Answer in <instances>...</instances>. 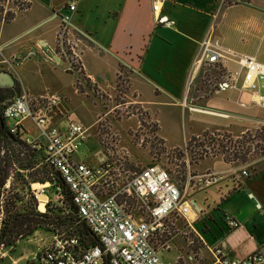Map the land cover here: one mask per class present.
Wrapping results in <instances>:
<instances>
[{
    "label": "rangeland",
    "instance_id": "1",
    "mask_svg": "<svg viewBox=\"0 0 264 264\" xmlns=\"http://www.w3.org/2000/svg\"><path fill=\"white\" fill-rule=\"evenodd\" d=\"M249 2L264 5V0H249ZM238 3L243 2L241 0H218L217 6L213 10L216 14L214 34L222 42L230 43L235 45L237 49L243 50L257 41L258 36L253 32L241 35L239 30L234 29L235 17L240 14L239 12L246 9ZM28 5L29 0H0L2 14H15L11 20L0 23V42L3 43L0 52V69L7 70L14 76L13 88L9 90L13 94L22 90L27 91L32 97L57 93L59 99L52 111L48 113L50 118L54 116L57 118L59 114L63 115L65 121H78L89 126V137L75 149L74 156L77 159L84 160L91 165H97L103 159H108L112 171L114 173L121 171V177L145 165L159 163L165 166L180 184H183L187 171H189L195 178L191 180L192 186L187 190L186 197L188 199L196 197L199 200L195 196V192L199 191L207 198L206 202L212 205L214 204L212 199L216 197V193L211 190L209 185H201L199 189H195L198 184L196 176L213 170L212 168L218 165L221 159L227 165L234 164L228 162V157L221 155L222 152L219 149L221 146L218 145V142H221L222 139L225 147H230L229 151L233 146L236 148V143L241 144L244 160L255 159L264 153V123H259L256 128L246 130L242 137L235 140L234 137H231V143L226 142L224 136L234 134L226 131H211L212 133L207 131L195 135V140L186 149L188 139L184 143L185 136L189 135L191 130L201 129V126L207 124L205 123L207 119L205 115L190 114L186 107L175 109L171 119L165 123L162 130L166 136L165 142L157 131V123L142 105L140 98L136 97L135 94H128L130 69L121 65L112 85L110 83L105 89L97 86L96 83L84 76L85 74L74 52L79 47H76L78 45L72 41V35L68 32L70 27L67 23L61 22L54 43H52L54 32L49 28L53 20H47L39 26H33L25 31L29 25V15L34 12V9L25 11ZM54 17L57 16L54 15ZM219 19H222V22L217 29ZM41 31H43L49 44L52 43L51 46L59 58L58 61L53 56L51 57L50 54L54 55L53 51L47 47H41L42 45L35 42V38L39 36ZM32 41L34 45L29 50L25 48L24 45ZM89 62L92 63L93 68H99L100 63L98 65L93 60ZM100 68H108L110 71L106 60L102 62ZM198 75L203 84L212 87L217 86L216 81L220 78L215 70H200ZM260 91L264 92V87H261ZM24 123L31 131L29 134H37L38 131L34 124L29 120H25ZM251 134H255V137L249 136ZM210 137L213 141L210 140ZM251 140L256 148L250 153ZM229 154L230 152L227 155ZM260 164L258 163V167H261ZM18 166L22 170L19 174L20 177L22 174L28 176V179L24 176L19 177L16 184L18 195L21 198V201L19 200L17 203L18 210L25 212L30 210V206L28 208L26 206L31 198L36 202L37 211L47 212L48 209L52 208L57 210V206L61 205L59 203L62 195L57 193L55 187L50 184L47 191L38 193V199H36L31 192L28 181L39 180H33L32 170L24 172L26 164L18 163ZM42 167L41 165L39 168L42 169ZM41 174L42 172H36L37 177L42 176ZM8 180L10 184L4 187L2 200L5 199V195L7 197L11 194L10 190L15 185L12 183V179L9 178ZM47 199L49 201L43 208V202ZM2 205L0 217L3 221L7 210L4 201ZM131 207L132 212L136 214L138 210L135 202L131 203ZM214 218L217 220H212L215 226V222L216 225L219 223L220 217L215 216ZM209 221L205 212H198L195 219L190 220V224L185 219L179 218L176 221V226L170 232L163 234L155 241L156 246L160 248L161 257L171 264H210L209 247L199 237V234L210 231V227L207 226ZM213 224L212 227H214ZM27 229L28 226L22 228V235H17L12 244L4 246V250L8 251L1 264H11L12 260L19 264L24 263L37 250V247L53 239L54 234L65 230L69 231L64 226L50 230L47 225L43 224H39L28 233L25 232ZM207 235L209 236V234ZM215 235L213 233L211 237ZM10 245H13L11 249L8 248Z\"/></svg>",
    "mask_w": 264,
    "mask_h": 264
},
{
    "label": "crops",
    "instance_id": "2",
    "mask_svg": "<svg viewBox=\"0 0 264 264\" xmlns=\"http://www.w3.org/2000/svg\"><path fill=\"white\" fill-rule=\"evenodd\" d=\"M72 1L75 2L74 9L69 8ZM154 1L29 0L25 11L34 9V12L29 15L30 21L25 31L53 20L49 28L54 32V43L61 22L67 23L72 41L79 47L74 52L84 76L101 88L105 89L110 83L112 85L121 65L128 67V94L140 98L157 123V131L165 142L166 136L162 132L164 125L171 119L173 111L181 107H186L190 114L199 113L207 118V124L201 129L191 130L185 136L184 143L191 135L205 131H226L238 135L264 123V102L253 101L250 92L226 85L221 88L218 85L207 86L201 82L198 74L188 85L193 57L218 0H157L161 14L175 20V25L171 27L156 21L157 12L152 9ZM238 4L246 9L235 17L234 29L239 30L241 35L253 32L258 40L243 50L220 39L221 44L227 51L254 55L261 60L264 58V5L255 2ZM57 13L61 16L54 17ZM221 22L222 19H219L217 29ZM35 42L54 52L52 43L49 44L43 31ZM1 44L0 52L3 48ZM33 45L32 41L24 46L29 50ZM92 60L98 65L100 63L99 68L92 67L89 62ZM104 60L108 62L110 71L100 68ZM224 61L228 70L233 73L238 71L236 58L228 56ZM52 121L60 125L66 122L59 114L57 118L52 117ZM228 166L221 159L218 165L211 168L224 170ZM258 169L257 174L241 179L237 187H233L234 181L227 178L207 184L216 193L212 205L199 191L195 192L199 200L191 198L196 201L200 213H206L210 220L207 226L216 234L213 237L210 231L199 234L209 250L221 243L238 257L255 250L264 253V169ZM226 215L232 216L237 225L228 227ZM215 216L220 219L214 226L212 220L217 221Z\"/></svg>",
    "mask_w": 264,
    "mask_h": 264
},
{
    "label": "built area",
    "instance_id": "3",
    "mask_svg": "<svg viewBox=\"0 0 264 264\" xmlns=\"http://www.w3.org/2000/svg\"><path fill=\"white\" fill-rule=\"evenodd\" d=\"M74 7L75 2H70L69 8ZM160 8L159 2L155 0L152 9L157 12L156 21L168 27L174 26L175 20L162 15ZM215 18L216 14L212 12L210 24L199 40L191 63L188 85L192 84L200 70H215L220 77L217 83L219 88L226 85L248 91L253 95V101L263 103L264 92L258 88L264 87V58L259 60L254 55L227 51L214 34ZM52 56L58 58L55 53ZM228 56L237 59L239 69L235 73L226 68L224 59ZM58 99L57 93L32 97L22 90L5 103L2 114L9 130L21 134L27 146L36 153L34 162L27 158L24 172L41 165L59 171L68 187L73 213L85 221L96 235L98 243L83 247L75 233L65 230L54 234L53 239L37 247L32 256L21 264H102L104 259L107 264H171L161 257L160 248L156 246L155 241L170 232L179 218L190 224V220L195 219L200 212L191 199L186 197L194 175L187 171L185 181L180 184L165 166L151 163L121 177V171H112L108 159H103L97 165L76 159L75 149L89 137V126L73 120L66 121L63 125L53 122L48 113L52 111ZM25 120L34 124L37 134H29L31 131L26 127ZM243 133L246 131L224 138L226 142L231 143V137L235 140L242 137ZM249 136L255 137V134ZM224 144L223 142L219 148L221 155L228 157V162L234 164L224 170H210L198 174L196 187L215 184L225 178L233 180V187H237L241 179L259 172L258 163H261V168L264 169V153L255 159L241 160L238 156L239 152H243L241 144L236 143V148L233 146L232 151ZM255 148L251 140L249 152ZM20 172L22 170L17 160H12L1 185L0 207L3 206L1 196L4 187L10 184L9 178L15 183L10 192H18L15 179ZM22 176L28 179L27 174ZM36 182L42 185L34 187ZM28 183L36 199L38 193H44L50 186L49 180ZM54 187L57 193L62 195L61 187ZM48 201L49 199L43 202V208ZM132 202L137 205L136 214L132 212ZM68 210L72 211V208L68 206L66 211ZM225 221L230 228L237 225L232 216L226 215ZM1 224L0 217V227ZM4 246L0 241V264L8 251L4 250ZM12 247L13 245H10L8 248ZM210 253V264H264V253L259 250L238 257L232 255L228 247L217 243L210 248ZM11 264L19 263L12 260Z\"/></svg>",
    "mask_w": 264,
    "mask_h": 264
},
{
    "label": "trees",
    "instance_id": "4",
    "mask_svg": "<svg viewBox=\"0 0 264 264\" xmlns=\"http://www.w3.org/2000/svg\"><path fill=\"white\" fill-rule=\"evenodd\" d=\"M1 9L2 8L0 7V21L7 22L15 16L14 13L2 14ZM12 88L13 86L0 85V186L5 181V178L8 174V168L12 160H17V162L21 165H25L26 162L28 163L27 158H30V161L33 162L36 160V153L27 146L28 144L21 138V134L12 133L9 130L2 114V109L5 105V102L14 96V94L9 91ZM206 132L207 131L203 133ZM194 140L195 135H191L188 138L185 148L188 149L189 145L192 144ZM210 140L213 141L211 137ZM218 145L222 146L223 143L219 141ZM238 156L241 158V160H243L244 152H239ZM32 172L33 180H39L41 182L49 180L50 184L53 186L58 185L61 187L62 199L59 203L61 205L57 206V210L52 208L48 209L47 212L37 211L35 208L36 202L33 198H31L29 203H27L28 205L26 206V208L30 206V210L25 212L18 210L17 203L19 200L21 201L18 192L11 193L7 195V197L5 195L4 205L5 209L7 210V214L5 215L2 221L3 224L0 227V241L7 246L16 240L17 235H22V228L28 226L27 231H25L28 233L39 226V224H43L47 225L50 230L63 226L64 228H68L67 230L75 233L78 236L79 243L83 247L97 244L98 239L96 235L91 231L85 221L79 219L76 214L73 213V205L69 201V190L59 171L53 169V167L43 166L42 169L39 167H34ZM36 172H42V176L37 177ZM49 172L51 175H48ZM19 177L20 175L18 174L15 179L16 183H18ZM20 178H22V176ZM68 206L72 208V211H66ZM102 264H107L105 259L103 260Z\"/></svg>",
    "mask_w": 264,
    "mask_h": 264
},
{
    "label": "water",
    "instance_id": "5",
    "mask_svg": "<svg viewBox=\"0 0 264 264\" xmlns=\"http://www.w3.org/2000/svg\"><path fill=\"white\" fill-rule=\"evenodd\" d=\"M244 3H250L249 1L241 0ZM56 16H61V14L57 13ZM54 57V56H53ZM56 58V57H54ZM56 61H58V58H56ZM15 82L14 76L7 70L0 69V85L1 86H12ZM193 205L196 208H199L196 201L194 199L191 200Z\"/></svg>",
    "mask_w": 264,
    "mask_h": 264
},
{
    "label": "bare ground",
    "instance_id": "6",
    "mask_svg": "<svg viewBox=\"0 0 264 264\" xmlns=\"http://www.w3.org/2000/svg\"><path fill=\"white\" fill-rule=\"evenodd\" d=\"M41 184L34 183V187H40Z\"/></svg>",
    "mask_w": 264,
    "mask_h": 264
},
{
    "label": "flooded vegetation",
    "instance_id": "7",
    "mask_svg": "<svg viewBox=\"0 0 264 264\" xmlns=\"http://www.w3.org/2000/svg\"><path fill=\"white\" fill-rule=\"evenodd\" d=\"M4 201V200H3Z\"/></svg>",
    "mask_w": 264,
    "mask_h": 264
}]
</instances>
